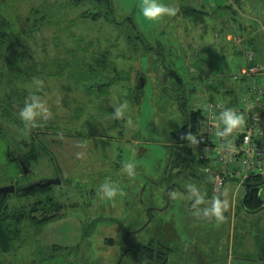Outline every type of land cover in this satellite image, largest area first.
<instances>
[{
  "label": "rangeland",
  "instance_id": "1",
  "mask_svg": "<svg viewBox=\"0 0 264 264\" xmlns=\"http://www.w3.org/2000/svg\"><path fill=\"white\" fill-rule=\"evenodd\" d=\"M164 2L175 15L152 24L141 21L139 0H111V10L96 0H0L10 30L0 48V187L61 180L41 196L60 204L56 217L44 219L53 213L36 211L35 198L7 194L8 210L26 205L35 221L22 222L0 264H148L139 247L150 251L149 264H264L256 244L264 238V208L244 211L243 190L233 197L231 180L214 194L209 176L198 181L182 163H170L175 154L167 145L209 91L229 99L221 81L245 61L217 31L195 27L181 10L212 12L227 2L233 9L219 23L225 32L233 28L234 10L248 21L243 25L261 29L264 0ZM33 95L50 115L30 125L19 111ZM23 142L38 160L19 175L5 151H23ZM130 161L132 175L125 170ZM106 180L123 193L105 198ZM168 185L174 188L166 201ZM260 196L264 203V183ZM216 201L219 215L211 211Z\"/></svg>",
  "mask_w": 264,
  "mask_h": 264
},
{
  "label": "trees",
  "instance_id": "2",
  "mask_svg": "<svg viewBox=\"0 0 264 264\" xmlns=\"http://www.w3.org/2000/svg\"><path fill=\"white\" fill-rule=\"evenodd\" d=\"M75 1H81V0H75ZM97 3L105 8L106 10H111V0H96ZM236 2V0H234ZM201 3V2H200ZM198 3V5L200 4ZM194 5V4H193ZM201 5V4H200ZM197 6L191 7L188 6L186 9L181 10L182 15L186 20L192 21V24L195 25V27L200 26V29L202 28L203 30H209L212 29L214 31H217L221 38L222 41L226 45L231 44L232 47H235V44L232 39H227L228 36L231 37H237L240 41L241 44H239L240 48H232L231 50L234 52L233 55L235 56H242L244 58V64L239 65V69L241 67L246 66V53L250 52L255 55L253 57V60L251 63L247 64L248 66H255V65H260L263 66L264 68V63L261 61V59L264 56V47L261 46L262 43L264 42L261 40L262 37L264 39V28L259 27L257 29L256 23L249 22L251 27L243 25L245 20L244 16L242 13H239L237 10L233 11V15L230 16V19L234 20L231 24L233 25V28L231 32H225L222 25H219L220 21L223 19V17H227L225 14L227 12V9H233L231 5L227 4V2H223V4H220L218 8L224 9L223 11L221 9L219 10H214L212 12H206V10H201L199 7L196 8ZM217 13V16L213 17V14ZM239 18H237V17ZM233 17V18H232ZM228 20V18H225L224 20ZM217 21V22H216ZM248 22L247 20H245ZM211 22H216V23H211ZM217 27H220V29H217ZM235 29V30H234ZM257 29V30H255ZM9 23L8 21L0 15V48L4 45L6 40L8 39V33H9ZM254 31H256L255 35L251 37H247L250 34H253ZM260 31V32H259ZM261 34L262 37L259 35ZM261 38V39H260ZM142 40V38H141ZM225 46V45H224ZM226 47V46H225ZM222 48V47H221ZM221 48L217 49V53H220ZM247 51V52H245ZM222 52V51H221ZM244 52V56H243ZM225 56L224 54H221ZM263 55V56H260ZM204 62V61H203ZM188 73H189V68H188ZM191 74V71H190ZM195 75L194 73L192 76ZM227 75V74H226ZM228 76V75H227ZM176 80L178 81L179 85L181 86V79L177 74H175ZM218 77H221V75H218ZM139 79H144L142 77L138 78ZM244 81H251V77H244L242 78ZM228 84V80L221 81V86L223 88V93L227 94L228 96V102H233L235 98H233V91L234 89L231 88L232 83L230 85ZM235 84V83H234ZM236 85V84H235ZM229 86V87H227ZM143 88L139 87V82L136 83L135 85V93H136V98L134 100L135 104H139L141 95H142ZM209 100H214L216 99L215 94L211 93L209 91L206 96ZM185 121L182 124L181 128H179L177 131H173L169 133L168 136V146L173 148L175 158L171 159L170 163H177L180 162L183 164V168L187 170L189 175L193 176L196 178L198 181L201 180L200 175H205L209 176L210 179V187L212 190V182H213V173L206 168V165L204 163L198 162L195 160L193 153L190 150L189 143L191 140L194 138L195 134L198 132V124L197 120L201 116V110L197 107L195 109L190 110L189 113H185ZM31 145L29 144V147ZM26 147H28V144L26 142H23L22 144V150L27 151ZM35 148L32 146L31 149L25 153H22L23 151H17L16 153H12L10 150H6L5 154L7 157V161L9 163H15L16 167L18 168V174L20 175L22 173V168L21 165L18 161V158L21 159L24 164L28 167H30L31 162H37L38 160V155L35 154ZM179 151L183 152L184 155L183 157L179 156ZM172 165V164H171ZM23 176H20L22 178ZM264 183V176L262 177H253L245 182V192L244 194L240 197V205L243 208L244 211L247 213H255L257 211H260L264 208L263 201L261 200L260 192L261 188ZM17 185V186H16ZM15 185V190L14 192L17 193L19 198H35L36 204L39 205L36 208V211L39 210H45V211H51L53 213V216H45V218H52L56 217L58 215V210L61 208L60 204L56 203L55 200H53L52 197L50 196H45L42 197L43 195H46L50 188L52 186H47L42 183L38 182H30L28 184H16ZM170 187V185H168ZM213 191V190H212ZM13 192V193H14ZM6 196H2L0 194V253L3 252H8L12 249V243L14 239L17 238V236L20 233V227L22 222L25 220H32L35 221V218L32 217V213L34 212L31 209L26 210V205L20 207V208H13L12 210H8V206L6 204ZM256 244L258 247V250L261 255V259L264 260V238L261 239L260 236L256 237ZM139 252L141 254L145 263L149 264L148 259L150 260L148 253V250L145 249V247H139ZM147 252V253H146ZM154 256L152 254L151 258Z\"/></svg>",
  "mask_w": 264,
  "mask_h": 264
},
{
  "label": "built area",
  "instance_id": "3",
  "mask_svg": "<svg viewBox=\"0 0 264 264\" xmlns=\"http://www.w3.org/2000/svg\"><path fill=\"white\" fill-rule=\"evenodd\" d=\"M228 39L239 42L237 37ZM253 57L247 52L246 66L227 76L226 85L231 84L229 80L241 85L233 91V102L205 97L198 106V132L189 146L195 160L213 173L214 194H219L228 180L234 183L233 197L241 189L244 194L247 180L264 176V68L248 66ZM244 77L252 80L244 81ZM227 111L243 114V123L230 131L223 122Z\"/></svg>",
  "mask_w": 264,
  "mask_h": 264
},
{
  "label": "clouds",
  "instance_id": "4",
  "mask_svg": "<svg viewBox=\"0 0 264 264\" xmlns=\"http://www.w3.org/2000/svg\"><path fill=\"white\" fill-rule=\"evenodd\" d=\"M138 8L140 9V19L143 23H157L165 16L175 15L177 9L165 3L164 0H139ZM118 114L120 110L118 109ZM50 115L49 109L45 102L36 95H33L30 100H26L23 107L19 111V117L26 124L34 125L37 117ZM224 123L227 125V130L238 127L243 123V114H237L233 111H227L224 114ZM134 161L125 164V170L129 175H132ZM103 189V196L108 200H113L118 194H122L123 190L118 186H113L110 181H105L100 186ZM208 211V210H206ZM217 215L220 214L219 201H216L211 209Z\"/></svg>",
  "mask_w": 264,
  "mask_h": 264
},
{
  "label": "water",
  "instance_id": "5",
  "mask_svg": "<svg viewBox=\"0 0 264 264\" xmlns=\"http://www.w3.org/2000/svg\"><path fill=\"white\" fill-rule=\"evenodd\" d=\"M138 82H139V87L142 88L143 84H144L143 80L139 79ZM18 161L21 165L23 174H25V175L29 174L31 172V169L28 166H26L21 159L18 158ZM38 183H42V184H45L47 186L60 185L61 180H60V178L43 179V180L38 181ZM14 190H15V186L12 184L8 185V186H3V187H0V194L2 196H6L7 194L14 192ZM263 205H264V203H263Z\"/></svg>",
  "mask_w": 264,
  "mask_h": 264
},
{
  "label": "flooded vegetation",
  "instance_id": "6",
  "mask_svg": "<svg viewBox=\"0 0 264 264\" xmlns=\"http://www.w3.org/2000/svg\"><path fill=\"white\" fill-rule=\"evenodd\" d=\"M171 188H174V187L170 186V189H168L167 194H165V200H166V201H168L169 198H170V195H171V192H172V189H171ZM146 214L150 216V211H147ZM153 253L161 254V251H157V250H155V252L153 251ZM153 253H152V254H153ZM147 254H150V251H148ZM149 263H150V262H149Z\"/></svg>",
  "mask_w": 264,
  "mask_h": 264
},
{
  "label": "crops",
  "instance_id": "7",
  "mask_svg": "<svg viewBox=\"0 0 264 264\" xmlns=\"http://www.w3.org/2000/svg\"><path fill=\"white\" fill-rule=\"evenodd\" d=\"M221 193V192H220ZM169 204V203H168ZM168 207V206H167ZM147 213V212H146ZM166 241V240H165Z\"/></svg>",
  "mask_w": 264,
  "mask_h": 264
}]
</instances>
